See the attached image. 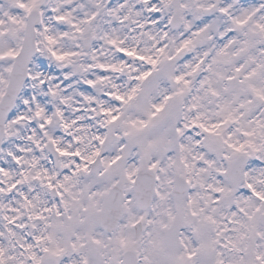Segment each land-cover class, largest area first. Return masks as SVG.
<instances>
[{"label": "snow or ice", "instance_id": "1", "mask_svg": "<svg viewBox=\"0 0 264 264\" xmlns=\"http://www.w3.org/2000/svg\"><path fill=\"white\" fill-rule=\"evenodd\" d=\"M0 264H264V0H0Z\"/></svg>", "mask_w": 264, "mask_h": 264}]
</instances>
